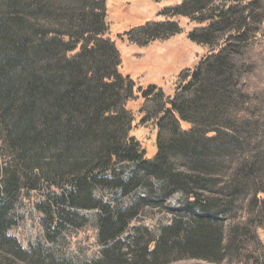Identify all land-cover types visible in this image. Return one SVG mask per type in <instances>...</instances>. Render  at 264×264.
Returning a JSON list of instances; mask_svg holds the SVG:
<instances>
[{"label": "trees", "instance_id": "obj_1", "mask_svg": "<svg viewBox=\"0 0 264 264\" xmlns=\"http://www.w3.org/2000/svg\"><path fill=\"white\" fill-rule=\"evenodd\" d=\"M161 14L126 40H168L183 16L208 48L171 96L120 71L107 0H0V264H264V0H184ZM138 124L157 132L154 157ZM176 192L158 236L131 225ZM30 194L44 241L25 248L10 230ZM92 219L100 256L56 251Z\"/></svg>", "mask_w": 264, "mask_h": 264}, {"label": "rangeland", "instance_id": "obj_2", "mask_svg": "<svg viewBox=\"0 0 264 264\" xmlns=\"http://www.w3.org/2000/svg\"><path fill=\"white\" fill-rule=\"evenodd\" d=\"M184 0H107V24L105 37H110L116 44L122 64L120 71L129 74L142 86L156 85L163 89L166 95L175 93L176 80L185 69L193 68L199 59L208 52V48L189 39L190 32L196 26L192 19L179 16L183 31L168 40L154 41L145 46L129 42L125 33L134 27L150 21H165L168 18L161 14L162 10L175 7ZM141 100L130 101L128 106L140 118L138 108ZM143 142L148 157H154L156 147V130L151 125H135L133 133ZM31 196V197H30ZM184 198L182 192L171 195L164 206H146L141 214L132 222V226H145L158 236L160 229L170 225L173 211L180 208ZM35 194L22 198V216L19 224L10 230V234L18 238L25 248L44 241V230L41 215L33 207ZM107 200L108 198L105 197ZM94 214V213H91ZM91 218H94L93 215ZM102 246L98 239L97 222L94 219L83 228L66 235L59 242L57 252L75 261H90L100 256ZM169 264H217L204 259L175 260ZM218 264H243L224 261ZM252 264V263H250Z\"/></svg>", "mask_w": 264, "mask_h": 264}]
</instances>
